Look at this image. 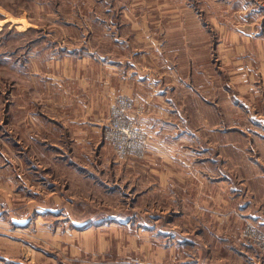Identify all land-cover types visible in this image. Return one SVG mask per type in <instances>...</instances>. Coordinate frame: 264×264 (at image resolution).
Segmentation results:
<instances>
[{
  "label": "crops",
  "instance_id": "obj_1",
  "mask_svg": "<svg viewBox=\"0 0 264 264\" xmlns=\"http://www.w3.org/2000/svg\"><path fill=\"white\" fill-rule=\"evenodd\" d=\"M150 42L153 50L137 57L136 69L132 57L123 61L77 51L59 57L62 117L52 125L45 113L27 114L26 124L14 125L18 148L0 152V264H128L126 258L135 255L155 264H264V40L235 37L218 45V123L202 127L218 126L219 134L202 137L174 133L180 126L184 131L196 126L192 116L181 117L179 111L191 110L185 98L191 105L199 96L181 89L182 77L168 70L174 62L160 54L157 40ZM196 62L193 53L187 55L190 76ZM37 82L32 80L33 86ZM119 96L132 100L127 115L149 140L210 143L218 166L195 165L188 150L171 157L149 150L141 161L118 162L113 156L106 161V175L111 190L122 192L116 202L121 210L102 218L84 216L89 208L61 192H79L81 180L91 177L90 171L97 174L94 159L102 153L75 149L97 147ZM134 106L140 107L139 117ZM52 136L68 150L57 146L61 151L52 156ZM21 145L27 150L19 151ZM177 154L185 165L177 164ZM52 157L58 160L54 168ZM82 157L90 159L89 175L78 162ZM52 169L63 181L72 171L71 183L55 184ZM196 189L211 194L195 198ZM246 226L252 232L244 233Z\"/></svg>",
  "mask_w": 264,
  "mask_h": 264
},
{
  "label": "rangeland",
  "instance_id": "obj_2",
  "mask_svg": "<svg viewBox=\"0 0 264 264\" xmlns=\"http://www.w3.org/2000/svg\"><path fill=\"white\" fill-rule=\"evenodd\" d=\"M235 37L264 40V0H0V152L7 154L16 149L14 125L17 121L26 124L27 114L33 116L35 113H45L52 125L62 117L59 116V102L62 99L58 81L59 57L69 58L76 51V54L85 56L94 54L100 57L99 55L109 54L123 61L132 57L131 63L136 69L139 68L137 57L153 50L150 39L157 40L160 54L167 58V61L174 62L168 70L173 69L182 77V84H179L182 85L181 89L184 92L194 90L195 97L197 93L200 98L191 105L185 98L183 102L190 106L191 110L179 111L181 117L186 116L185 114L192 116L196 126L187 127V131L180 126L176 131L173 130L174 133L199 137H202V134L218 135V126L202 127V124L218 123L221 91L217 71L218 45ZM161 41L163 43L159 46ZM124 42H130L131 46L130 43ZM221 46H224V43ZM192 53L194 59L199 62L193 63L191 72L189 71L190 76L186 58ZM165 65L164 63V71ZM101 70L105 69L99 67V71ZM138 72L141 73L140 70ZM37 79L39 82L33 86L32 80L36 82ZM66 99L70 104L69 95ZM139 108H133L137 117L140 114ZM134 120L145 140L144 152L140 151L143 153L141 157L118 158L112 146L104 140L106 126L97 147H88L85 144L75 149V145H72L75 150L102 153L99 158L94 159L98 165L95 170L97 174L90 171L91 177L87 176L81 180V191L61 192L67 199L78 197L76 200L82 202L83 210L89 208L88 211H83L84 216L97 215L102 218L121 210V207L116 206V202L123 198L122 192L116 188L111 190L112 179L106 175V161H111L113 156L118 162L130 159L141 161L149 150L164 152L170 157L177 151L188 150L195 156V165L205 166L206 163L211 164V167L218 166L219 160L214 150L210 149L212 144L202 141L152 142L136 119ZM183 120L180 118L178 121L183 124ZM57 146L68 150V144L56 142L52 136V142L49 144L52 156L60 153L61 150H58ZM26 150V145L19 147V151ZM178 156L177 154L175 159L177 164L185 165V158ZM57 161L52 157L53 168L56 167ZM78 162L86 167L83 174L89 175L90 159L82 157L78 158ZM66 173L64 181L58 180L57 171L52 169L51 180L62 186L70 184L72 171L68 169ZM89 178L92 181H89ZM205 194H211V190H195V198H204ZM252 230L251 226L244 227V233H250ZM117 232L118 239L126 245L127 240L122 239L126 236L124 232ZM252 240L259 243L256 237ZM106 257L108 255L104 256V261H109ZM132 257L150 261L135 255L128 256L126 263L128 258Z\"/></svg>",
  "mask_w": 264,
  "mask_h": 264
},
{
  "label": "built area",
  "instance_id": "obj_3",
  "mask_svg": "<svg viewBox=\"0 0 264 264\" xmlns=\"http://www.w3.org/2000/svg\"><path fill=\"white\" fill-rule=\"evenodd\" d=\"M132 100L118 97L117 103L111 108V115L104 131V140L112 146L118 158L126 159L130 156L141 157L145 142L143 135L135 125V120L128 117L127 108ZM128 264H155L151 261H142L138 257L128 258Z\"/></svg>",
  "mask_w": 264,
  "mask_h": 264
}]
</instances>
